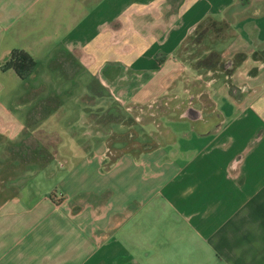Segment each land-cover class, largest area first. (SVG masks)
I'll return each instance as SVG.
<instances>
[{"label": "crops", "instance_id": "0c3cea01", "mask_svg": "<svg viewBox=\"0 0 264 264\" xmlns=\"http://www.w3.org/2000/svg\"><path fill=\"white\" fill-rule=\"evenodd\" d=\"M194 37L199 60L239 59L236 90L193 65ZM13 51L35 62L24 78ZM111 107L151 140L111 145ZM39 130L55 155L14 157ZM0 146V264H264V0H0ZM51 161L42 188L29 167Z\"/></svg>", "mask_w": 264, "mask_h": 264}, {"label": "rangeland", "instance_id": "374dc122", "mask_svg": "<svg viewBox=\"0 0 264 264\" xmlns=\"http://www.w3.org/2000/svg\"><path fill=\"white\" fill-rule=\"evenodd\" d=\"M207 23L209 24L210 21L207 22ZM209 25H211L213 27L215 24L211 22ZM218 25L221 26V23L218 24ZM196 37H197V35H196ZM196 37H194L195 40L192 42L193 43V47L192 48L195 49L196 52H197V54L195 56H193V59H198L200 57V55H203L202 54L203 53L202 52L203 51L202 44L199 45L197 43ZM222 57H223V55H220L219 54L218 56L215 57V59L216 58L217 59L219 58V60H224ZM213 58L214 57H209L207 60L206 59L205 60L204 59H201V60L198 59L197 61L193 62V65L196 68L201 67V66L203 68V66H205L206 64L207 65H210L213 62V60H212ZM225 60H227V59H225ZM219 75L225 76V79L221 77V80L223 82L226 81V83L228 85H231L232 86V82H231L232 81L231 80L232 79V75L230 77H226L225 73H222V72H216L215 73V72L212 71L211 78H210L209 73H208V74L202 75L201 78H199V80L204 83V81H207L208 78H210V80H211L213 76L216 78ZM216 83L217 82H213V85H212L213 88L212 89H214L215 87H217V86H215ZM203 87H204V85H203ZM71 90L74 93H76V94L78 93L77 92V88L74 87V86L71 88ZM74 93H72V95ZM174 93H176V95H178V97L181 98V99L185 96L184 88H183L182 83H178L177 84L176 88L174 89ZM34 94H35V92L30 93L29 96L30 97H33ZM192 98H193L192 99V104L196 103L197 98L195 96L194 97L192 96ZM216 98H218V95L216 96ZM100 105H95L94 106V111L95 112L98 113L101 110L100 109ZM64 107L67 110H72L71 111L72 112L71 113V119H73V117L75 116L74 114L78 111L77 106L76 105H73L72 103H67L66 105H64ZM119 109H120L121 114H122L121 115L122 116V119L119 118V117H117V119H115V120H120V121H111V123L109 124L110 125V131H111L110 136L108 135L109 136V139L111 141L110 144L111 145H115V146H117L118 144L121 145L122 143H124V140H125L124 137H126V134L128 133V136L129 135L130 136L132 135V136H131L130 140L126 141V145L128 147H134V148H137L139 150L142 147L141 144H139V143H141L140 141H143V140H146V139L148 141L151 140V136L150 135H149L150 137L149 136L148 137L145 136V133L147 132V130H150V127H148L147 125H145V126L142 125L141 123H139V121L136 122V120H134V118H133V115L130 116V117H128V114L126 115V113L122 111L123 109H121V108H119ZM68 117L69 116H67L66 118L68 119ZM138 119H140V116H137V120ZM70 121L71 120H68L67 122H70ZM134 136H136V138H137V142L136 143H134V141L132 140V139H134L133 138ZM121 138H122V141H115V139L117 140V139H121ZM0 150H1V146H0ZM66 150L68 152V147H66V149H64V148L62 149V151L64 153L66 152ZM55 166H57V164H56L55 161H51L45 168H43L41 170L38 169V168H35V166H30L29 168L30 169H34V172L36 173V174L33 173L35 175H33L32 173H30L31 175H33V177H31L32 179H30V180H32L34 182L37 181L38 185L40 187H42V188H47L45 186H49V185L51 186L52 183H53V181L51 182V181H48V180H45L44 179V176H45L44 171H49V169H54L53 167H55Z\"/></svg>", "mask_w": 264, "mask_h": 264}, {"label": "trees", "instance_id": "16d2710c", "mask_svg": "<svg viewBox=\"0 0 264 264\" xmlns=\"http://www.w3.org/2000/svg\"><path fill=\"white\" fill-rule=\"evenodd\" d=\"M4 69H13L19 75V77L24 78L35 66V62L25 53L20 51H13L9 54L7 59L2 63ZM50 100L41 101L34 109H32L27 117L26 127H30L37 120L43 118L47 113L50 106ZM115 114L117 117L122 119V114L120 111L111 107L105 113ZM100 117L103 120L104 115ZM60 139L55 132H46L44 130L36 131L29 136L25 137L24 140L18 145L12 148L14 150V157L22 158V161L35 159L40 162L48 161L52 155H55V148L58 145ZM26 150L27 156H22L18 150ZM49 149L52 153H49ZM38 154V155H37ZM39 154H42L40 156Z\"/></svg>", "mask_w": 264, "mask_h": 264}, {"label": "flooded vegetation", "instance_id": "af4514ba", "mask_svg": "<svg viewBox=\"0 0 264 264\" xmlns=\"http://www.w3.org/2000/svg\"><path fill=\"white\" fill-rule=\"evenodd\" d=\"M237 60H239L238 58L236 59H227V60H219V59H214L213 62L209 65V67L212 69L213 72H219L222 71V73H225L226 77H230L231 72H232V68L235 67V64L237 63ZM202 84L203 82L200 81ZM230 89L231 90H236V88H233L230 85ZM192 97H190V101H192ZM190 101H188V104L190 103ZM161 105H163V103L161 102V99L156 100L155 103L151 106L148 107H144V108H137L139 114H153L155 112V109H158ZM121 113V112H120ZM117 119V116L113 113H108L107 115H104L103 121L105 122V124H110L111 121H120V120H115ZM109 130V127H107Z\"/></svg>", "mask_w": 264, "mask_h": 264}, {"label": "water", "instance_id": "95a60500", "mask_svg": "<svg viewBox=\"0 0 264 264\" xmlns=\"http://www.w3.org/2000/svg\"><path fill=\"white\" fill-rule=\"evenodd\" d=\"M193 111H196V110L193 109V108H189V109H187V110L183 113L182 116H190V115H191V112H193ZM196 112H198V111H196ZM199 116H201L200 113H199Z\"/></svg>", "mask_w": 264, "mask_h": 264}]
</instances>
